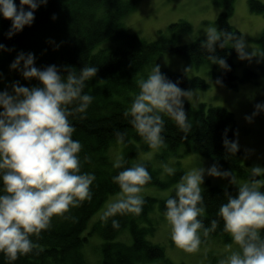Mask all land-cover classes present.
<instances>
[{"label":"clouds","instance_id":"9594fccd","mask_svg":"<svg viewBox=\"0 0 264 264\" xmlns=\"http://www.w3.org/2000/svg\"><path fill=\"white\" fill-rule=\"evenodd\" d=\"M47 0H0V14L12 21L7 33L12 37L35 19V10ZM27 6V7H26ZM200 47L208 53L212 64L230 70L227 60L217 55V49L234 48L241 60L264 58V52L250 49L243 34L220 29L209 24ZM0 50L7 46L0 44ZM33 52L20 51L10 68L18 70L27 80L35 78L31 87L13 81L0 90V253L12 264L19 256L37 249L42 230L51 226L54 216H66L72 207L93 196L95 173L82 171V143L73 138L75 125L69 117L87 115L94 96L84 91L86 82L93 79L96 65L75 66L50 64L37 67ZM217 82H221L217 78ZM134 96L124 115L142 140L152 149L165 144V116L171 118L187 136L192 123L185 110V99L191 100L192 89H182L155 64L146 78L138 82ZM264 110L256 105L253 115ZM251 120L252 116L246 117ZM225 130L223 143L229 154L239 150L238 139H229ZM117 141L125 142L126 133L115 131ZM87 159V157H85ZM121 156L113 167L120 169L112 180L120 191L106 204L101 219H111L114 228L120 227L115 217L140 214L145 203V185L152 177L146 165L137 162L124 167ZM163 171L175 174V168L165 163ZM249 179L240 180L233 170L219 164L194 167L186 171L175 186L174 195L165 199L164 216L175 244L187 252L199 250L203 238L214 232L219 221L212 219L206 226L201 219L205 213L202 185L205 175L227 178L237 186L233 194L225 189L226 202L219 206L217 216L224 221L227 232L236 245L221 257L217 264H264V166L250 167ZM260 177V178H258Z\"/></svg>","mask_w":264,"mask_h":264},{"label":"trees","instance_id":"16d2710c","mask_svg":"<svg viewBox=\"0 0 264 264\" xmlns=\"http://www.w3.org/2000/svg\"><path fill=\"white\" fill-rule=\"evenodd\" d=\"M139 1L47 0L46 4H41L35 10L34 22L26 25L22 31L12 37L7 35L12 24L11 19L4 16L0 19V44L7 46V50H0V90H3L1 86L6 77L3 71L10 68L20 51L25 53L37 51L46 56V62L41 68L50 64L61 67L75 66L77 71L84 65L98 67L96 76L86 82L84 89L94 96L93 102L87 109V115L81 118L80 114H73L69 117L75 125L73 138L80 140L83 145L80 153L81 170L95 173L92 199L72 207L66 216H54L49 228L42 230L39 237L35 235L32 237L37 242V249L19 256L12 264H89L83 253V247L89 233L95 231L100 232L105 240L102 244V264H145L157 258H163L166 264H171L165 257L164 247L147 239V234L153 232L155 227L137 225V219H148V214L157 200L153 196L144 197L143 211L134 220L131 213L118 214L115 218L120 222L119 228L112 226V218L107 221L100 219L91 232H86L90 217L109 195L120 191L119 185L112 180L120 169L113 167L109 156L111 146L120 143L116 138V130L126 133L125 142L122 143L121 157L126 161L123 166L134 164L132 157L136 151L135 140H138L140 135L129 122V118L125 117L124 112L139 92L137 75L165 53L184 56L198 65L207 62L211 64L212 69H218V64H212L208 59L207 51L200 47V40L204 38L199 37L191 43H176L180 34L190 30L191 25L187 21L171 23L168 27L169 33L167 36L163 33L161 40L149 41L127 30L123 24V17L136 8ZM217 2L223 8L216 19L218 28L243 34L230 23L235 0H217ZM19 3L20 0L17 5ZM249 5L252 11L264 13V1L249 0ZM47 35L53 36L55 43L50 44ZM258 40L261 52H264V31ZM106 41L111 43L98 48ZM216 54L224 57L230 65V70L221 69L215 74L216 82L217 78L221 81L219 84L237 88L241 82L257 79L258 73L250 68L242 75L236 74L234 57L238 53L234 48L217 49ZM259 60L261 73L264 76V58ZM162 72L182 89L197 90L209 87L208 80L198 75L187 78L183 73H174L170 70ZM33 81L35 85L39 83L35 78ZM184 107L192 128L185 136L175 122L165 116L163 133L165 148L176 151L183 148L186 143H190L188 150L204 156H213L225 166L226 170H233L234 174L250 178L251 172L245 164L244 151L239 148L235 155L229 154L223 143L226 129L229 139H237L234 112L222 106H208L204 102L194 109L189 101H185ZM143 163L152 177L146 185L166 187L169 185L167 181H179L185 173L182 168H178L169 179L162 180L152 163ZM236 187L211 186L203 189L205 213L201 219L206 226L210 225L214 218L219 221L216 230L208 237L221 236L226 240L230 239L229 234L223 231L224 221L217 216V211L227 200L225 189L235 194ZM174 191L175 188L170 195H174ZM165 199H162L159 205L162 214L165 210ZM126 228L130 229L132 235L131 243L116 239ZM207 238H203V241ZM0 264H9L4 259L3 253H0Z\"/></svg>","mask_w":264,"mask_h":264},{"label":"rangeland","instance_id":"374dc122","mask_svg":"<svg viewBox=\"0 0 264 264\" xmlns=\"http://www.w3.org/2000/svg\"><path fill=\"white\" fill-rule=\"evenodd\" d=\"M15 2L17 4L18 0H15ZM234 6L235 8L230 17V23L234 28L239 29L243 33L247 38L250 49L257 50V55H259L261 52V45L258 39L264 31V13L252 11L249 0H235ZM222 11L223 8L217 0H140L136 8L129 11L123 17V24L130 32L146 40L153 41L161 40L163 38V33H166L165 36H167V33H169L168 27L171 23L180 20L187 21L191 25L190 30L183 32L176 39V43L185 44L191 43L199 37L205 38V27L209 24L217 26L216 19ZM2 16L3 15L0 14V19ZM46 38L50 44L55 43L53 36L47 35ZM110 43L111 41L103 42L98 48ZM36 49L38 50V48ZM33 53L35 54V63L37 67L43 66L46 62V56L44 57L37 51ZM259 59L260 57H253L250 61L247 59L241 60L237 54L234 57L236 74L242 75L246 69L250 68L251 70H255L259 76V74H262ZM156 63L161 66V71L170 70L174 73H183L187 78L198 75L208 80L209 87L207 89H200V94L196 92L190 101L187 99H185V101H189L194 109H197L201 106V103L204 102L208 104V106H222L234 112L236 118L235 130L238 135L239 148L245 153V164L247 168L250 169V167L254 165L264 166V110L253 115L256 111V105L258 103H264L263 91L255 90L250 87L239 91L238 88L227 86L232 89L230 90L221 87L225 85L219 83L218 85L220 86L218 87L214 84L211 85L210 80L214 79L216 81L215 74L223 68L218 65L217 70L212 69L211 64L207 62L198 65L189 58L172 53H165L159 56L153 63L146 66L145 69L137 75L136 81L138 82L142 77L146 78L149 71ZM4 72L6 77L3 80L2 89L10 87L11 82L17 80L20 81L21 84L29 87L35 85L33 79H25L18 70L6 68L3 73ZM250 81L253 80H249V82ZM245 83H247V81L241 82L239 85ZM256 86L258 87L260 84L257 83ZM130 105L131 102L129 103V107ZM248 116H252V119H247L246 117ZM135 144L136 151L132 157L133 163H152L151 165L158 171L162 180L169 179L171 175L163 171V165L165 163L174 166L175 170L182 168L185 172L191 168L203 165L205 167H210L212 164H219L222 169L226 170L225 166L215 157L204 156L201 153L188 150L190 143H186L183 148H179L176 151L166 149L165 145H162L159 149H152L141 137L135 140ZM185 148H187L186 151H184ZM180 153L181 156H179ZM118 155H123L122 143H116L111 146L109 150L112 163H114ZM235 175L240 180L249 179L239 174ZM167 182H169V185L166 187L154 184L145 185L144 197L153 196L157 200L153 209L148 214V219H137V225L140 227L153 225L155 227L153 232L147 234V239L164 247L165 257L171 264H217V261L231 250L229 247L230 245L232 248L236 247L231 236L229 235V240L221 236H210L206 241L202 242L199 250L196 252H187L178 247L171 238L170 226L159 208L160 201L167 198L172 193L178 181ZM211 186L229 187L235 185L230 184L227 178L205 175L202 189ZM116 193L109 195L99 209L90 217L86 232H91L94 225L101 219V213L106 204ZM132 216L134 217L133 220L138 217V215L134 214ZM116 239L131 243L132 235L130 229H124ZM104 242V236L100 232L95 231L89 233L88 240L83 247V253L89 264H102V244ZM145 264H166V262L163 258H157Z\"/></svg>","mask_w":264,"mask_h":264},{"label":"crops","instance_id":"0c3cea01","mask_svg":"<svg viewBox=\"0 0 264 264\" xmlns=\"http://www.w3.org/2000/svg\"><path fill=\"white\" fill-rule=\"evenodd\" d=\"M211 82V85H215L216 87L220 86L218 85V83L214 80V79H211L210 80ZM258 84H260V86H256ZM221 87H224V88H227V89H230L228 88L227 86H221ZM254 88L255 90H260V91H263L264 92V76L262 74H259V76L257 77V79L255 81H250V82H247L245 84H241L239 85L237 88L239 91L243 90L244 88ZM220 88V87H219ZM199 90L200 89H197V90H193L194 91V94H196V92L199 93ZM232 90V89H230ZM238 90H237V93H238ZM200 94V93H199Z\"/></svg>","mask_w":264,"mask_h":264},{"label":"water","instance_id":"95a60500","mask_svg":"<svg viewBox=\"0 0 264 264\" xmlns=\"http://www.w3.org/2000/svg\"><path fill=\"white\" fill-rule=\"evenodd\" d=\"M19 1V0H18Z\"/></svg>","mask_w":264,"mask_h":264}]
</instances>
